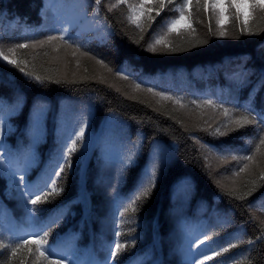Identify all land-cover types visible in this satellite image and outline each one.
I'll return each instance as SVG.
<instances>
[{"label":"trees","instance_id":"trees-1","mask_svg":"<svg viewBox=\"0 0 264 264\" xmlns=\"http://www.w3.org/2000/svg\"><path fill=\"white\" fill-rule=\"evenodd\" d=\"M112 4L117 7L109 11ZM139 4L140 0H101L99 17H94V0H83L86 15L79 13L74 0H0V50L24 61L21 66L33 76L50 78L39 86L16 66L0 60V96L12 103L20 95L22 101L4 121L11 130L0 135L5 145L0 149V164L6 168L9 163L6 151L20 163L26 158V178L40 184L56 163L62 138L76 119L88 118L86 137L96 131L84 164L85 140L78 143L71 168L57 180L62 191L47 202L28 205L44 210L36 212L35 219L25 210L9 177L0 174V204L7 210L0 216L2 242L39 230L59 217L48 244L65 250L70 243L80 264L102 261L115 231L129 245L120 253L119 264H189V233L202 236L205 231L218 234L211 245L214 249L226 247L229 241L236 245L205 264H225L227 257L226 264H264V241L255 239L264 230V145L259 143L264 132L255 125L236 128L234 124L228 127L235 130L226 131L222 125L229 117L203 104L209 99L222 104L232 110L233 120L247 104L255 109L253 114L264 112V10L244 9L249 16L247 28L255 33L249 34L241 31L243 16L227 7L222 25L226 35L220 37L217 16L210 6L203 8V0L199 11L196 0L185 10L186 15L191 12L195 32L185 24L167 31L166 22L178 16L169 10L170 5L159 16L153 11L154 20L147 14L141 17V30L127 19L129 5ZM69 20L73 23H63ZM62 23L76 42L69 47L56 39L41 47L39 41L59 36L54 29ZM158 35L177 50L169 51L161 44L155 53L148 51ZM203 40L207 43H200ZM17 43L28 47L9 53L7 49ZM56 50L64 53L67 69L77 66L72 72L61 73L59 65L50 60ZM241 72L248 78L243 87ZM128 84L136 91L131 92ZM193 100L201 107L192 104ZM35 104L45 110L39 129L32 121ZM183 112L196 115V120ZM217 127L226 134L214 135ZM208 155L217 158L215 174L208 169ZM233 156H252L253 160H234ZM154 162V188L136 202L135 210L120 217ZM245 164L249 167L240 172ZM217 173L232 174V183H217ZM0 253V264H42L27 249L11 259L10 251L0 249Z\"/></svg>","mask_w":264,"mask_h":264},{"label":"snow or ice","instance_id":"snow-or-ice-1","mask_svg":"<svg viewBox=\"0 0 264 264\" xmlns=\"http://www.w3.org/2000/svg\"><path fill=\"white\" fill-rule=\"evenodd\" d=\"M76 3L79 13L81 15H86L83 12V0H74ZM119 3H125L126 0H118ZM95 10L93 11L92 15L94 17H99L100 14V5L101 0H94ZM193 4V0H181L179 4H174L173 0H140V4L137 5H129L130 14L127 16V19L131 23H135L137 28L143 27L140 23L141 17H144L147 14V18L149 20H154L155 17L151 15L153 11H155L156 16H159L161 11H163L167 6H171L169 8L170 11L178 13L177 18L171 19L166 22V27L168 32H173L177 30V26L181 24H185L187 29H191V31L195 32V29L192 28V24L190 22L191 12L189 11L188 15H186L185 10H190ZM197 10L199 11L200 7V0H196ZM152 5V6H147ZM211 7L214 10V13L217 16L216 23L218 27H220V31L218 35L220 37H224L226 32L224 31L222 25L226 19L224 13L227 7L236 9V13L238 16H243V24L244 27L241 29L242 32H249L250 30L247 28L249 16L244 12L245 8H259L264 10V0H203V8L207 10L208 7ZM117 4H112L109 7V11L113 8H116ZM63 23L71 24L73 21H64ZM59 29H54V31L59 32V36L49 35L46 41H39V45L42 47L45 43H51L52 41L59 39L64 44L71 47L73 43L76 41L72 40V36L69 33L68 28L63 26ZM110 27V26H106ZM209 33L211 34V25H209ZM166 35V33L164 34ZM7 38V37H6ZM14 38V37H13ZM2 43V41H0ZM200 43H207V40L200 41ZM163 44L165 48L169 51H176L177 49L174 47H169L166 41L163 38V35H158L154 37V43H150L147 47L148 51L155 53L157 51L156 45ZM35 46V45H33ZM28 45L25 43H17L13 47L7 49L9 53L15 54V50L17 48H27ZM79 48H77V51ZM86 54V53H85ZM75 55V53H73ZM0 60L7 62V64L16 66L20 72L24 73L27 77H29L30 81L34 79L35 82H38L39 86H43L44 81L50 78L42 77L40 75L33 76L32 72H27L25 67L21 65L24 64V61H17L16 59L10 58L9 55H6L3 50H0ZM102 66L107 68V65L104 64L103 60H98ZM108 71H111L109 68ZM119 75V73H118ZM240 77L239 83L240 85L246 86L248 82L247 75L244 72L238 74ZM127 79V76L123 77ZM264 80V77L261 78ZM56 83H60V81H55ZM139 88L140 85L137 84L135 86ZM261 87L264 88V83L261 84ZM149 92H153V89H147ZM155 95L162 96L163 99H173L170 96H164L162 93H154ZM176 103H180V100L177 99ZM192 104H196L197 107H201L200 104H197L195 100L191 101ZM203 104L206 106L211 107L212 109L219 108L223 115L229 117L228 122L223 124L222 127L226 131H233L235 129L229 128V124H234L236 128H241L246 125H255L257 128L260 129L261 132H264V112H255V109L252 108L251 104H247L243 106V111L239 113V116L236 119H232L230 116V112L232 111L229 108L223 107L222 104H214L212 100H205ZM22 105L20 95H17L12 103L3 97L0 96V135H7L11 129L6 128L4 126V121L7 116L12 115L17 109H19ZM181 107H186V105L181 104ZM237 108L241 107L239 105L236 106ZM45 118V110L44 106L41 104H35L32 112V121L33 125L39 129L42 125ZM88 128V118L85 116L80 119H76L74 124L71 127V130L68 131L64 137L62 138L59 155L56 158V163L52 166L50 172L46 174V176L42 179L40 184H32L30 180H28L27 173H28V164L26 162L20 163L18 159L14 158L10 151H6L4 153L5 156L8 158V165L5 168L2 164H0V174H5L9 177L12 183L15 186V191L18 192L22 198V202L25 206V210L28 212L29 216L32 219H35L36 212H43V209L39 208H28V205L36 206L38 204L47 202L50 197L59 194L62 191L61 188L57 186V180L61 179L63 174L65 173L66 169H70L72 166V155L77 151L78 143H81L86 138V130ZM226 131H221V127H217L215 129L214 135L223 136L226 134ZM251 144L252 141H249ZM259 143L264 145V137H259ZM5 145L3 141L0 140V149L4 148ZM259 151V148H257ZM232 159H240V160H248L252 161V156H244V157H236L233 156ZM132 157H128V162H131ZM249 165L245 164L244 168L240 169V172L244 171L248 168ZM156 171H157V164L154 162L151 166L150 171H146L144 178L141 180L140 184L138 185L137 192L134 194V197H130V203L128 207L119 213L120 217H124L126 212L129 209L135 210L134 205L137 201H139L142 197L149 196L152 188L155 186V178H156ZM240 173L237 172L236 175ZM264 178V177H262ZM182 188H185L184 185H181ZM186 190V189H185ZM251 190L246 195H250ZM233 195H235L233 193ZM238 199H243V196H238ZM251 207V205H249ZM264 207V205H262ZM6 206L0 204V216L6 214ZM52 220L50 223L42 226L39 230L31 231L26 233L25 236L17 237L11 236L7 243H3L4 235L0 233V249L5 251H10V257H16L17 253L23 249H27V252L30 254H34L37 261H41L42 264H80V261L76 257L74 247L68 243L65 245V250H58L56 247H53L48 244V237L50 232L52 231L53 227L55 226L57 220ZM264 223V222H262ZM116 227H119L117 225ZM218 235L217 233H212L211 235L209 232L205 231L202 233V236H195L194 233H189V240H188V261L189 264H205L206 261H213L216 257H221L224 253H227L229 249L236 247L231 241L227 243V246H220L216 249L212 248V244L216 243L215 236ZM121 236L120 231H115L113 233V240L111 243L106 245V254L102 261H92L91 264H119L120 261V253L126 247H129L127 243L121 242L118 237ZM195 236V238H192ZM257 241H264V230H262L261 235L255 238ZM249 244L255 243V241H249ZM134 244V238H133ZM46 245H48L46 247ZM206 246L205 249H201V246ZM33 246H35L34 253H33ZM195 248L196 251L193 252L192 249ZM211 254H208V253ZM2 255V253H0ZM227 259L230 257L225 258V264ZM23 264V262H21ZM142 264V262H141ZM215 264H220V261H216Z\"/></svg>","mask_w":264,"mask_h":264},{"label":"rangeland","instance_id":"rangeland-1","mask_svg":"<svg viewBox=\"0 0 264 264\" xmlns=\"http://www.w3.org/2000/svg\"><path fill=\"white\" fill-rule=\"evenodd\" d=\"M50 50L52 51L54 49H52V47H51ZM56 51H58V50H56ZM50 55H51L50 56V60L52 62H56L59 65V68H60L59 71L61 73L72 72L74 70V68H72V67H75V68L77 67V66H75V64H73L71 68L67 69V62L64 59V53L62 51H58V52H55V53L51 52ZM73 63H75V62H73ZM95 66H96V64H95ZM127 86L129 87V90L131 92H135L136 91V90H134L135 88H132L129 84ZM183 115L185 117L188 116L184 112H183ZM209 115L210 114L208 113V116ZM218 116H220V115H218ZM187 118L192 119V120H196L197 117H196V115L193 114V115H189ZM261 137H264V133H261ZM95 138H96V131L95 130L90 131L88 133L86 139H85L84 144H83V160H82V164H84L86 156L90 153V150H91V147H92V144H93ZM216 160H217L216 157H214L212 155H208L207 166H208L209 171L211 173H213V174L216 173V171H215V169H216V165H215L216 164L215 163ZM217 163H218V161H217ZM219 174L217 175V177L215 179L217 183H219L221 185L231 184L232 183V178H231V176H233L232 174L231 175L229 174L230 176L229 175L227 176L225 173H223V174L221 173L220 175Z\"/></svg>","mask_w":264,"mask_h":264}]
</instances>
